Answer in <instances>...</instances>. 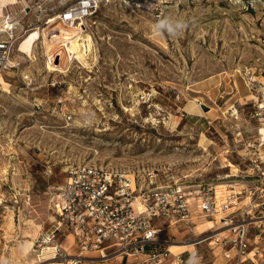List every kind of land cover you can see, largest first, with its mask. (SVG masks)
<instances>
[{
  "label": "rangeland",
  "instance_id": "374dc122",
  "mask_svg": "<svg viewBox=\"0 0 264 264\" xmlns=\"http://www.w3.org/2000/svg\"><path fill=\"white\" fill-rule=\"evenodd\" d=\"M84 1L74 30L63 15ZM162 20L187 27L154 32ZM1 30L0 264H45V247L60 264L149 263L81 251L56 230L76 166L128 175L152 205L181 191L190 217L213 204L186 224L152 217L164 264H264V0H0ZM33 31L29 59L18 46ZM66 37L85 65L57 48ZM176 242L194 246L176 258Z\"/></svg>",
  "mask_w": 264,
  "mask_h": 264
},
{
  "label": "built area",
  "instance_id": "2783aa9c",
  "mask_svg": "<svg viewBox=\"0 0 264 264\" xmlns=\"http://www.w3.org/2000/svg\"><path fill=\"white\" fill-rule=\"evenodd\" d=\"M80 8L84 9L82 11L84 13L86 9L91 8V4L84 1ZM72 11L74 10L63 15L65 21H70ZM4 49L8 47L5 43H0V51ZM155 189L154 191L160 190L158 192L165 194L161 189ZM144 191V187L140 188L136 184L133 187L132 180L126 174L109 172L93 166L72 167L56 197L54 211L59 216L56 230L65 228L66 238H70L72 244L84 252H99L102 257L118 256L121 260L125 256L126 261L128 256H144L149 259V263L146 264H164L170 256L159 253L156 245L161 244V241L157 238L158 231L152 224V217L161 215L170 221L176 220L186 224L191 219V208L186 197L183 199L181 191H175L171 196L166 194L165 198L156 199L159 201L153 205L142 199ZM158 192L154 195L156 196ZM198 207L200 213L205 211L211 214L216 211L210 202L203 201L202 206L199 203ZM243 233L244 231H240V235ZM213 246L214 251L219 250L216 255L223 252L221 247L218 248L215 244ZM109 249H114L112 255H106ZM54 253L61 256L58 247L54 248ZM168 254L172 255L170 252ZM223 254L226 259L232 257L229 252ZM243 255H240V260H243ZM174 257L177 258L179 255ZM77 262L75 260L66 264Z\"/></svg>",
  "mask_w": 264,
  "mask_h": 264
},
{
  "label": "bare ground",
  "instance_id": "6f19581e",
  "mask_svg": "<svg viewBox=\"0 0 264 264\" xmlns=\"http://www.w3.org/2000/svg\"><path fill=\"white\" fill-rule=\"evenodd\" d=\"M71 19H70V21H69V23H68V25H72V28L74 29V30H80L81 31V29L77 26V24H79V22L85 17V16H82V12H81V8H78V9H76V10H74V11H72L71 12ZM54 20L55 19H51L50 20V22H54ZM3 23V22H2ZM80 25V24H79ZM8 26V25H7ZM9 27V26H8ZM38 29V28H37ZM0 32H2V30L0 31ZM43 36H45V35H43ZM38 37H39V31H33V32H31L26 38H24V40L19 44V46H18V53H20L21 55H23V56H25V58L26 57H28L29 59L31 58V48H32V45H33V43H34V41L36 40V39H38ZM64 37V36H63ZM80 37V36H79ZM46 38V37H45ZM45 40H47V39H45ZM44 40V41H45ZM78 41L79 40H77V38L75 39V40H70V41H68V39H67V37L66 38H62L61 40H60V44H59V46L57 47V48H59L60 47V45H67V44H70V46L71 47H73L74 49H73V51H74V59H76V60H78V61H80V62H82L84 65H85V59H84V52L81 50V48H80V44L78 43ZM81 41H82V39H81ZM45 42H47V41H45ZM50 43V42H49ZM83 43H84V45H83V47L85 48L84 49V51L86 52V50H88L90 47H91V38L89 37V36H87L86 38H85V40H83ZM82 43V44H83ZM47 45V44H46ZM91 52V51H90ZM86 55V54H85ZM46 56H48V55H46ZM49 66H50V68L51 69H57V68H59V65H58V63H56V62H52V61H50L49 62ZM132 185H133V187L135 186V182H134V180L132 179ZM186 201L188 202V204H189V208H193V205H192V203L190 202V200L189 199H187L186 198ZM1 202V201H0ZM200 203V202H199ZM199 203L197 204V207L199 206ZM136 207H138V209H140L141 210V208L139 207V206H136ZM199 210V207H198V209L197 210H195V211H192V213H191V219H190V221L191 222H194V220H201V213L198 211ZM222 220V219H221ZM223 221V220H222ZM258 221H260V220H258ZM172 222V221H171ZM211 223V222H210ZM212 224V223H211ZM212 228V227H211ZM61 233H67V231H66V229H63V231L61 232ZM227 233V231H222L221 232V236L223 237V236H225V234ZM54 243H56L55 242V240H54ZM193 243H189L188 245L187 244H184V243H181V242H176V243H171L168 247H169V251H170V253L172 254V255H178V254H182L183 252H185V251H183V252H175V251H172V249H181V248H189V249H191V248H193ZM187 251V250H186ZM43 252H48L49 253V258H48V260H46V264H60V263H57V262H55L54 261V257L52 256V249L51 248H49V247H45V248H43V250H42V253ZM216 252H219V250H216ZM69 255V254H68ZM68 257H74V256H71V255H69ZM136 258V257H135ZM134 258V256H128V260H131V262H132V260H134L135 259Z\"/></svg>",
  "mask_w": 264,
  "mask_h": 264
},
{
  "label": "clouds",
  "instance_id": "9594fccd",
  "mask_svg": "<svg viewBox=\"0 0 264 264\" xmlns=\"http://www.w3.org/2000/svg\"><path fill=\"white\" fill-rule=\"evenodd\" d=\"M186 27L187 24L180 20H162L159 21L156 25H154V32L162 34L164 31H167L168 34L175 35Z\"/></svg>",
  "mask_w": 264,
  "mask_h": 264
},
{
  "label": "crops",
  "instance_id": "0c3cea01",
  "mask_svg": "<svg viewBox=\"0 0 264 264\" xmlns=\"http://www.w3.org/2000/svg\"><path fill=\"white\" fill-rule=\"evenodd\" d=\"M49 258V257H48ZM46 260H48V259H45L43 262H45ZM130 261V262H129ZM128 262L129 263H131V260H128ZM37 264H40V263H37ZM45 264H46V262H45Z\"/></svg>",
  "mask_w": 264,
  "mask_h": 264
},
{
  "label": "water",
  "instance_id": "95a60500",
  "mask_svg": "<svg viewBox=\"0 0 264 264\" xmlns=\"http://www.w3.org/2000/svg\"><path fill=\"white\" fill-rule=\"evenodd\" d=\"M203 109H204V111H206L207 110V108H205V107H203ZM125 262V261H124Z\"/></svg>",
  "mask_w": 264,
  "mask_h": 264
}]
</instances>
